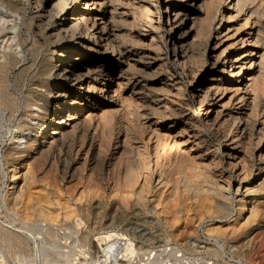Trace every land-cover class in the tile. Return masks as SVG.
<instances>
[{
    "label": "bare ground",
    "instance_id": "1",
    "mask_svg": "<svg viewBox=\"0 0 264 264\" xmlns=\"http://www.w3.org/2000/svg\"><path fill=\"white\" fill-rule=\"evenodd\" d=\"M24 1L30 3L32 6L33 12L31 20H37L36 23L40 29L43 27L47 29V27H49L48 34L50 37L57 40H64L66 44L61 50L55 52V57L53 56L43 60L39 66V76L44 77V79L53 77L55 83L54 86H50V90L48 89L51 97L45 98L44 96L43 98L46 102V107H42L40 106L41 104L38 105L36 103L38 110L42 113H39V111H32L34 113V116H32L33 120L39 121L40 124L35 127H32V125V128H30L27 123L22 124V126H25L27 129H32L34 137L29 138L28 136H31V134L28 133V130L22 129L18 133L15 143L17 145L23 143L25 144V148L19 149L18 147H14L5 153H0V168L3 167V162L5 160L15 161H13L14 165L12 164L13 168L8 170L6 175L3 173V178H7L10 184H15L18 180L23 182V184H20L21 186H18L14 191H11L14 186L6 184L4 189L0 192V218H2L1 214L4 210L15 218L14 223L7 224V221L2 223V227H0V239L4 241L6 239L11 240L14 244L25 247V250L26 248H32L35 252L33 253V257L29 259L23 257L24 255L16 256L11 260L13 264H91V262L94 263L92 248L97 245L99 250H101H97L99 254V256H97L100 262L99 264H137L135 260L143 253L137 250L132 239L112 232L96 236L92 239L88 234L80 236V232L77 230L69 231L65 234V237L69 240L68 245L65 246L64 244L66 251L62 249L59 244L60 240L57 239L56 243L58 245V250L56 249V256L51 258L50 255L48 256V252L45 249L47 244H45L46 241H43V234L44 232L45 234L52 233L54 236L61 238V236H59L61 228L55 224L56 220L52 218L54 211H57L58 208H53L52 203L47 205L32 197V188L37 180V170L39 161L42 157L50 153L60 144L63 147L66 139L75 134V132L77 133V129L79 131L80 125L92 123L94 115L96 114H94L93 111L95 112L96 109H102L104 111L106 110L104 109L105 107L119 104V99L123 92L129 94V100L131 98L132 102L133 100L136 102L137 98L140 100L137 101V105L139 107L138 110L142 109L140 113L142 120H145L142 124L148 126L147 129H151V134L155 139L153 142H157L155 143V149L158 152L159 144L173 141L174 144H179L178 151L182 155V153L185 152L182 147L187 146L190 142H196V146L198 145V147H200L202 145L205 148L204 150L212 154V162H210L212 166H220L222 157H226L229 159L230 165L233 166L235 170L238 169L237 175L239 181L235 184H232L227 177L223 181L224 183H221L220 180H222L224 176L221 175L222 173L217 175L218 172H220L219 169H216V172L212 174L210 172L208 174L207 170H205L206 177L204 180L199 181L202 184L199 185L200 183L197 179L201 177L196 175V178L198 176L196 179L197 181H194L195 179L193 180V178L191 179L192 181L189 180L192 186L187 187V191L193 193L194 200H199L201 203H204L203 205L205 206L203 209L205 213L210 214L211 207L214 206L221 215L228 214V216H231V214L234 213L231 221L226 227L222 225L221 220L217 223L206 224L208 222L200 219V215H191V221L194 223L196 220L200 219L197 227H203L206 232L212 234V236L215 234V236H218V239L224 240L223 244L210 251L213 256L219 258L223 257L226 249L225 244L227 242L238 243L240 246L236 252H234V256L240 258L239 262L243 264L241 260L245 257L246 250L253 245V242L260 237V234H257L252 242H246V244L243 245L244 236L248 233V229L257 227L264 222V47L261 48V50L255 49L256 46L261 47L263 43V39L260 37V29L257 31L258 34L256 32L253 35L252 33L242 32L244 28L245 30L249 28L252 19L257 18V16L261 14V10L264 9V0H229V2H226V0H180V2L165 0L164 4L162 3L165 6L164 8H166L167 12H172L170 13L171 19L167 22L170 31L168 34L161 36L163 37L162 40L164 45L167 46L165 50L166 63L172 60L180 67L182 73H180L181 76L179 80L173 84L165 81H158V84L163 86L161 89L156 88L153 80L147 77V73L143 71V68V70L140 69L141 66L139 67V55L144 53L139 48L145 46L141 44V37L138 40L136 39V44L133 43L131 47L123 46V43L120 41L118 30L120 25L118 26L117 24L128 15L123 13V11L120 12L118 9V0ZM62 1H64V6L62 5ZM19 4L17 5L16 3V7L25 11L24 6L22 7ZM80 6H82V8ZM218 15H222L225 22L224 24L222 22L221 25L215 29L214 24ZM0 16V20L7 22V15L1 14ZM240 16L244 17V23L242 22V27L238 28L233 24L239 20ZM23 18H25V16L21 18L22 21ZM157 21L161 23V18H158ZM254 24L255 22L253 25ZM222 28L223 31L226 32L228 38L236 39L241 36L240 40L235 41L237 44L239 42L238 46L248 43L247 48H252V50H247L244 54H237L236 57L231 55L226 56L225 63L221 61V58L231 49L229 47L220 54L217 53L214 58H209V51L214 53L218 51L221 34L220 30ZM13 33L14 35L10 39L12 41L11 45L8 47L7 51L0 53V72L10 66L12 62H18L24 59L25 51L23 49V40L25 38L23 36L22 27L19 26L17 29L15 28ZM43 35L45 36L46 34ZM161 37H159V39ZM31 38L32 41L36 42V39L34 40L32 35ZM215 39L218 43L213 47L212 43ZM13 43H15L14 48ZM138 45L139 47H137ZM168 45L171 46V50H174V56H171ZM179 50L180 54H178ZM73 53L74 55L77 54L75 56H78V58L72 56ZM106 53H112L114 57H116V61L120 58V64L118 63V65H116V61L113 59L103 63L100 56ZM256 55H258L257 60L254 59ZM69 56L73 57V59H69ZM147 56H150V54H147ZM25 57L27 56L25 55ZM117 68L120 69V72L115 75L114 72H116ZM227 72L229 73L228 79L225 77ZM99 75L102 80L98 78ZM185 79L187 82L189 81V89L183 85L184 81H186ZM2 82L4 81L0 82V116L5 120H9L20 106L19 97H15L11 92L10 83L3 85ZM187 91L193 102L187 99ZM95 93H98V97L95 96ZM228 94L231 96L228 102H225ZM126 96L127 95H125V97ZM25 103L27 110L35 105L33 102H30V100H25ZM87 108L89 110L91 109L92 112L89 111V114L84 118L82 123L78 122L81 114H83L84 110ZM4 109H6L7 112ZM195 110L199 111L198 116L194 113ZM155 119L157 120L154 122L153 120ZM222 126H225V128ZM216 127H218V129ZM33 128H38L42 130V132L46 130L45 133L43 132V137H38ZM66 128H71V131L67 132ZM125 131H127V129ZM212 134H218V138L221 139L223 143V151L219 150L210 142L209 137ZM126 140L127 139H124V142ZM135 140L137 141V139ZM92 144L93 143H91V145ZM143 144L141 146L137 145L138 153L142 147H144L143 151L145 150L146 147L143 146ZM178 144L176 146H178ZM190 149L194 148L190 147L189 150ZM32 150L37 151L31 155ZM88 151H90V149ZM178 151L176 150V152ZM160 152L162 153V151ZM30 155L33 158L28 162L29 159L27 158ZM205 155L209 157L208 154ZM148 159L147 161H149ZM157 159L158 158H156V161ZM16 161H20L22 164L15 165ZM151 162L145 163L149 165ZM154 164L156 165V163ZM65 165H67V163ZM148 165H146V167ZM142 166L143 165H141V168ZM73 167L74 164H68L65 167L66 170L64 175L69 176ZM146 170L147 169H145V171ZM193 170L195 171V169ZM142 171L144 172L143 168ZM71 176H74V172ZM136 177L139 176H135V170L133 168H128L125 177L126 181L123 179L125 181V186L130 188L134 187V185L137 184ZM151 181H155V185L153 186L154 196L161 197V195H164L162 190L165 188L166 182L163 178L160 177V175L159 177H154L144 172L141 189L138 190L139 193L136 195L130 192L128 193L129 198L136 195L138 196L139 202L145 204L146 196L144 193L147 191L146 189L148 187L150 188ZM169 196H171V193L168 194V197ZM125 197L128 198V196ZM33 201L36 202L33 203ZM29 202L37 205V207L34 205L31 208L34 209L35 213L42 219L40 221L35 220L40 229V233L38 234L35 233V231L30 233L29 228H27L29 222L25 217L26 214L23 212V209L25 206L27 208L30 206L28 205ZM55 205H59V203L56 202ZM183 211H185V209ZM65 212L64 216L66 218L72 217L75 213L71 209ZM163 213L164 212L161 211L158 214ZM198 217L199 219H197ZM166 220L168 221L167 237L169 241L175 237V232L172 231L174 230L175 224H172L174 222H172L173 218L171 219L170 216H167ZM76 221L81 220L77 219ZM215 236L213 237L216 239V242L219 243ZM114 238L116 239L110 242ZM43 242H45V246ZM95 242L97 245H95ZM166 245L169 246V243ZM166 245L157 257L149 255L146 260L142 258V260H145V263L141 264H185L183 260L186 257L184 258L183 254H181V250L177 247L168 248ZM7 246H9V243ZM9 247L8 249L10 250ZM55 247L56 246H53V249ZM100 253H102V255ZM95 260H97L96 257ZM189 261L190 260H188V262ZM0 264H11L10 259L6 256L1 246Z\"/></svg>",
    "mask_w": 264,
    "mask_h": 264
},
{
    "label": "rangeland",
    "instance_id": "2",
    "mask_svg": "<svg viewBox=\"0 0 264 264\" xmlns=\"http://www.w3.org/2000/svg\"><path fill=\"white\" fill-rule=\"evenodd\" d=\"M164 1L165 0H118V9L120 10V12L123 11V13H126L128 15L126 16L127 18L125 17L122 21H120L117 24L118 26L120 25L118 29L119 34H120L119 36L120 41L123 43V46L131 47L133 43L136 44L135 40L136 39L138 40L141 37L140 38V40L142 41L141 44L145 46L139 48L142 52H144L143 53L144 55L143 54H140L141 56L139 55V58H138V60L140 61L139 67L141 66L140 67L141 70L144 69L143 71L147 73V77L153 80L154 86L158 89L163 88L162 85L158 84V81H165V82L173 84L174 82H177L179 80L181 76L180 73H182V70L180 69V67L176 65L172 60H169L166 63L165 50L167 46L164 45L163 40H162L163 37L161 36L168 34V32L170 31L169 26L167 25V22L171 19L170 13L172 12L166 11V8H164L165 6L163 5ZM175 1L180 2V0H175ZM226 2H229V0H226ZM16 3L17 5L21 3L19 5L22 7L24 6L25 11L24 10L22 11L19 7H16ZM62 5L64 6V1H62ZM80 7L82 8V6ZM155 10H156V14H155ZM261 11H262L261 14L257 16V18L252 19V22L249 28L247 30H245L244 28L243 29L244 31L242 32V33L244 32L252 33L253 35L260 29L261 31L260 37L263 39V43L261 47L256 46L255 48L256 50H261V48L264 47V37H263L264 36V12H263L264 9H262ZM32 12L33 10H32L31 4L27 3L24 0L23 1L22 0H11V1L10 0H0V15L5 14L8 16L6 19L7 22L0 20V53L7 51L8 47L11 45L12 41L10 39L14 35L13 32L15 28L17 29V27L19 26L22 27V31L24 34L23 36L26 39V40L25 39L23 40V49L25 51L24 59L18 62H12L10 66H8L7 68L3 69L0 72L1 74L0 76L2 77V78L0 77L1 79L0 82L4 81L2 82L3 85H5L6 83L11 84V92L13 93L15 97H19V105H20L17 111L15 112V114L9 120H5L3 119L2 116H0L1 117L0 118V121H1L0 122V153H5L13 149L14 147H18L19 149H24L25 144L22 143L20 145H17L15 143L16 141L15 139L18 133L20 132V130L27 129L25 126H22V124L27 123L29 124L30 128L35 127L36 125L40 124L39 121L33 120L32 116H34V113L32 111L33 110L39 111L36 103L38 105L41 104L40 106L42 107H46V102L43 98L44 96L45 98L51 97L49 90L51 88L50 87L51 85L54 86L55 79L53 77L49 79L47 78L44 79V77L39 76V73H38L39 66L43 60L49 59L53 56L55 57L56 56L55 52L58 50H61L63 46H65L66 44L64 40H61V39L57 40V39L51 38L50 35L48 34L49 29H50L49 27H47L48 30L46 29V27H43L42 29H40V27L36 23L37 20H34V21L31 20ZM261 15L263 16V18ZM23 16H25V18H23V21H22L21 18ZM141 18H143L144 20ZM158 18H161V23L157 21ZM222 22L223 24L225 22V20H223V16L218 15V18L214 24L215 29H217L221 25ZM242 22L244 23V17L240 16L239 20L233 25L240 28L243 25ZM254 22L255 24L253 25ZM220 32H221L220 44L218 45V51L215 52L216 54L212 51H209L208 52L209 58L210 57L214 58L217 55V53L220 54L223 50H226L229 47L231 49L227 51V53L224 55L225 57L223 56L221 58V61L225 63L226 56L231 55L233 57H236L237 54H244L247 50H252V48L251 49L247 48L248 43H246L245 45L240 44V46H238L239 42L238 44L235 43V41H238L241 39V36H239L240 34L237 35L239 37L236 39L234 38L235 39L234 40L233 38H228V36L226 35V32L223 31V28L220 30ZM43 34H46V35L44 36ZM31 35L34 37V40L36 39L35 40L36 42L32 41ZM132 35H133V38H132ZM159 37L161 38L159 39ZM216 43H218L217 40L216 39L213 40L212 46L213 47L216 46ZM14 44L15 43H13V45ZM14 47L15 45L13 46V48ZM137 47H139V45ZM168 48L170 49L171 46L168 45ZM171 49H170L171 56H174L173 55L175 54L174 50H171ZM28 50H31V51H28ZM147 54H150L151 57L147 56ZM178 54H180V50L178 51ZM25 55L27 57H25ZM75 55L73 53L72 56H75ZM68 58L73 59V57H70V56ZM75 58H78V56H75ZM100 58L103 63L108 62V60L110 59H113V60L116 59V57H114L112 53H108V54L106 53L105 55L100 56ZM254 59L257 60L258 55H256ZM120 62H121V59L119 58V60L116 61V65H118V63L120 64ZM119 72H120V69L117 68L116 72L114 73L116 75V73L119 74ZM228 76H229V73L227 72L225 74V77H227L228 79ZM98 78L102 80L100 75L98 76ZM188 82L186 80L183 83V85L187 89H189L190 87L188 85L189 84ZM158 85L159 87L160 86L161 87L159 88ZM125 95L127 96L125 97ZM95 96L98 97V93H95ZM128 96H129L128 93L123 92L122 96H120L119 104L105 107L104 108L106 109L104 110L105 112L102 109L101 110L96 109L95 112L93 111V113L94 114L96 113V114L94 115V119L92 123H85V124L80 125L79 131L77 129L76 130L77 133L75 132V134L69 136L70 138L68 137V139H66L67 142L65 141V145L63 147L61 144L58 145L57 147H55L54 149L55 151L52 150L50 153L42 157V159L39 161V166L37 170V180L32 188V197L47 205L52 203L53 208H58L57 211H54L52 218L56 220L55 224H57L61 228L60 235H59L61 236V238L58 236L57 237L54 236L52 233L45 234L44 232L43 234V237H44L43 241H46V243L43 242V244L45 243L48 245V246L47 245L45 246L44 244L45 249L48 252L47 253L48 256L50 255L51 258L56 256L55 254H56V251L58 250L57 248L58 245L56 243L57 239L60 240L59 244L62 247V249L65 250V246L69 244V240L65 237V234H67L69 231L77 230L80 232L79 233L80 236H85L88 234L89 237H91L92 239H94L96 236L103 235L108 232L117 233L118 235H122L129 239H132L137 250L143 253L140 257H138L135 260V263L137 264L145 263V260L149 257V255L151 256L153 255V257L154 256L157 257L161 253L162 249L165 247L167 243H169V246L166 245L168 248L177 247L181 250V254H183L184 258L186 257L183 260L185 261V264L186 263L187 264H200V263L201 264H240L239 262L240 258L238 257L236 258V256H234V252H236V250L240 246L238 243L227 242L225 244L226 249H225V253L223 257L219 258V257L213 256L210 251L213 249H216L219 245L223 244L224 240L218 239V236H215L214 234L213 236L217 237L218 239L219 243H217L216 239L212 236V234L206 232L205 228L197 227L200 219L208 222L206 224L217 223L219 220H221L222 225L226 227L228 226V223L231 221V218L234 215V213L231 214V216H228V214L221 215L217 212V208H215V206L211 207L210 214L205 213L203 209L205 206L203 205L204 203H201L199 200L197 201L194 200L193 193L187 191V187L192 186L191 183L189 182V180H191L192 178L193 180L195 179L194 181L198 180V182L201 180H204V178L206 177L205 170H207L208 174L209 172L212 174L213 172H216L215 171L216 169H219L220 172H218L217 175H220L222 173L221 175L224 176V178L220 180L221 183H224L223 181L227 177V179H230L232 184H235L239 181V178L237 175L238 169L235 170L234 167L230 165L229 159L226 157H222V162L220 166L218 167L212 166L210 163L212 162L211 161L212 154L208 152L207 150H204L205 149L204 146L202 145L200 147H198V145L196 146L195 145L196 142L195 143L190 142L187 146L182 147L185 150V152H183L181 155V153L178 151L179 144L177 143L178 146H176L177 144H174L173 141H167L164 144H159L158 150L159 152L162 151V153L160 152L159 154V152L155 149V145H156L155 143L157 142H153L155 141V139L153 138L151 134V131H150L151 129L150 128L147 129L148 126H145L142 124L145 120H142L141 114H140L142 109L138 110L139 107L137 105V101H140V100L137 98V101L134 102L133 100L134 102L133 103L131 101V98L129 100ZM230 96L231 95L228 94V97H226L225 102H228ZM187 99L193 102L190 94H188V91H187ZM25 100H30V102H33L35 104L31 106L30 108H28L29 111L26 108ZM136 105H137V108H136ZM89 111H91V109L90 110L88 108L85 109L83 114H81L78 122L82 123L84 121V118L89 114ZM39 113H42V112L39 111ZM194 113L197 116L199 115V111L197 110H195ZM156 120L157 119L153 121L155 122ZM222 127L225 128V126H222ZM216 128L218 129V127ZM70 129L71 128H66V131L70 132L71 131ZM126 129L127 131H125ZM27 130H28V133L31 134V136H28V137L29 138L34 137V132H32V129H27ZM34 130L37 133L38 137L40 138L43 137L46 131V130L43 131L44 132L43 133L42 130L38 128L37 129L35 128ZM125 134L128 136H126ZM218 134H216L217 136L215 134H212L209 137V140L210 142H212L213 145H215V147L223 151V143L221 139L218 138L219 137ZM124 139H127V140L124 142ZM135 139H137V141L138 140L140 141L137 142ZM91 143L93 144L91 145ZM142 144L146 148L143 151L144 147H142L141 148L142 151L140 149L138 153L137 145L141 146ZM148 144H151V145H148ZM135 145L137 149L135 148ZM170 146H173V147H170ZM190 147L194 149H190L191 150L190 151L189 150ZM89 149L90 151H88ZM176 150L178 152H176ZM32 151H31V155L33 153H36L37 150H32ZM205 154H208L209 157H207ZM31 155L27 158L29 159L28 162H30V160H32L33 158L31 157ZM144 155L148 157L149 159L146 158ZM157 155L160 157V159ZM156 158H158L157 161H156ZM147 159L149 161H147ZM191 160L195 163H193ZM13 161L14 160H9V161L5 160L3 162L4 164L3 167L0 168V192L2 189H4V186L6 184H10V181L7 178H3V175L4 174L6 175V172L8 170H11V168H13V165H14ZM101 162H103L104 164ZM145 162H151V163H149L148 165V163H145ZM66 163L67 165L71 163L74 164V167L72 169V171L74 172L73 177L71 176L73 173L72 171H71L72 173L71 172L69 173V176L64 175L65 170H66L65 167L67 166L65 165ZM154 163H156V165ZM20 164H22V162L16 161L15 165H20ZM157 164H158V167H157ZM141 165H143L142 168L145 174L153 175L154 177L156 176L159 177L160 175V177H162L163 180L166 182V186L162 190L164 192V195H161V197L154 196L153 186L155 185V181L150 182V188L148 187L146 189L147 191L144 193L146 196L147 204L140 203L138 196H136L139 193L138 190L141 189L142 178L144 175ZM146 165L148 166L146 167ZM198 165L201 167H199ZM172 166L174 167V169ZM126 168L127 169L133 168L135 170V176L136 175L139 176V177H136L137 184H135L134 187L132 188L125 186V181H126L125 177L127 175ZM192 168L195 169L197 173ZM145 169L147 170L145 171ZM166 170L168 171V173ZM196 175H198L201 178H198L197 176L198 178L197 179ZM188 176H191V177H188ZM123 179H125V181ZM20 184L21 185L23 184V182L20 180H18L17 183L15 184H10L11 186H14L13 190L11 191H14L18 186H21ZM201 184L202 183H200L199 185ZM117 187L120 189H118ZM130 192L136 195H133L132 197L129 198L128 193ZM167 193L168 194L171 193V196L168 197ZM125 196H128V198H126ZM35 202L36 201H33V203ZM56 202H58L59 205H55ZM33 203L29 202L28 205L30 206H28V208L25 206L23 209V212L26 214L25 217L29 222V225L27 226V228H29L30 233L35 231V233L38 234L40 233V229L38 228L36 222L42 219H40L38 214L35 213L34 209L31 208L32 206L35 205ZM35 207H37V205H35ZM69 209L73 210L75 213L73 214L72 217L66 218L64 216L66 213L65 211ZM184 209L185 211L186 210L187 211L186 212L183 211ZM161 211H163L164 213L158 214ZM191 215L192 216L200 215L201 217L200 219L198 217L197 219L199 220H196L193 223L191 221L192 219ZM167 216H170L171 219L173 218L172 222L174 223L172 222L171 223L173 225L175 224L174 230H172L175 232V237L169 241H168L169 238L167 237V234H168L167 232L168 231V227H167L168 221L166 220ZM1 217L2 218H0V225H1L0 227H2V223L6 221H7L6 222L7 224L15 222V218L12 215L8 214V212H6L5 210L1 214ZM77 219H80L81 221H76ZM211 219H214V220H211ZM78 222L80 223V225ZM257 234H260V237L255 242H253V245L250 248L246 250L245 257L241 260L243 264H264V222L259 224V226L257 227L248 229V233L244 236L243 245L246 244V242L247 243L252 242L253 238ZM115 239L116 238H114L110 242H113ZM3 241L4 240L0 239V246L3 249V251L6 253V256H8V258L10 259L11 264H13L11 260H13L16 256L24 255L23 257L29 259L33 257L34 255L33 253H35L34 250H32V248H29V249L26 248V250L28 251L27 252L25 250V247L16 245L11 240L6 239L5 240L6 242L5 241L3 242ZM7 242L9 243L10 247L7 246L8 245ZM95 245H97V243ZM53 246H56L54 248L55 250L53 249ZM8 247L10 248V250L11 249L12 250L10 251ZM97 250L101 251L99 250L98 245L92 248V253L94 256V260H93L94 263L91 262V264L100 263L97 258V256H99V254L97 253L98 252ZM100 254L102 255V253ZM95 257L97 260H95ZM142 258L145 260H142ZM186 259H187V262H186ZM188 260L190 261L188 262Z\"/></svg>",
    "mask_w": 264,
    "mask_h": 264
}]
</instances>
